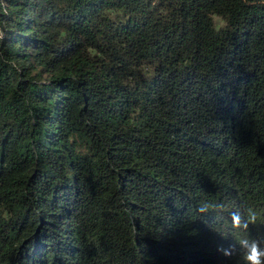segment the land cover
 Here are the masks:
<instances>
[{
    "label": "trees",
    "instance_id": "trees-1",
    "mask_svg": "<svg viewBox=\"0 0 264 264\" xmlns=\"http://www.w3.org/2000/svg\"><path fill=\"white\" fill-rule=\"evenodd\" d=\"M241 239L264 0H0V264H247Z\"/></svg>",
    "mask_w": 264,
    "mask_h": 264
},
{
    "label": "clouds",
    "instance_id": "clouds-1",
    "mask_svg": "<svg viewBox=\"0 0 264 264\" xmlns=\"http://www.w3.org/2000/svg\"><path fill=\"white\" fill-rule=\"evenodd\" d=\"M210 205L207 202H201L198 206L197 211L200 213H206ZM257 219V214L255 210L249 208L247 209L246 219L242 220L239 213H233L231 216V221L233 227H243L248 228L249 224H254ZM239 246L243 250V257L247 264H264V248L261 247L257 240L241 239L239 241ZM219 251H222L225 256H231L234 252V246H229L224 248L221 246Z\"/></svg>",
    "mask_w": 264,
    "mask_h": 264
},
{
    "label": "rangeland",
    "instance_id": "rangeland-1",
    "mask_svg": "<svg viewBox=\"0 0 264 264\" xmlns=\"http://www.w3.org/2000/svg\"><path fill=\"white\" fill-rule=\"evenodd\" d=\"M217 21H218V22L221 21L219 17H217Z\"/></svg>",
    "mask_w": 264,
    "mask_h": 264
}]
</instances>
